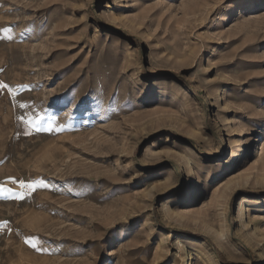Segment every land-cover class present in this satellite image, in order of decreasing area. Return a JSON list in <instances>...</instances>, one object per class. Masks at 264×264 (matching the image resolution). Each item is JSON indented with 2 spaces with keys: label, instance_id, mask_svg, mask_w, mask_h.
Wrapping results in <instances>:
<instances>
[{
  "label": "rangeland",
  "instance_id": "obj_1",
  "mask_svg": "<svg viewBox=\"0 0 264 264\" xmlns=\"http://www.w3.org/2000/svg\"><path fill=\"white\" fill-rule=\"evenodd\" d=\"M0 82V264H264V0H0Z\"/></svg>",
  "mask_w": 264,
  "mask_h": 264
},
{
  "label": "snow or ice",
  "instance_id": "obj_2",
  "mask_svg": "<svg viewBox=\"0 0 264 264\" xmlns=\"http://www.w3.org/2000/svg\"><path fill=\"white\" fill-rule=\"evenodd\" d=\"M8 29H5V31H7ZM0 88H8L7 84H4L3 82H0ZM26 105H21V107H25ZM9 179H12L11 177ZM21 185L23 186V182L21 181ZM28 187L30 188H34L35 185L33 184H29ZM0 191H7L6 188H3L2 186H0ZM33 247H35V244L32 245Z\"/></svg>",
  "mask_w": 264,
  "mask_h": 264
}]
</instances>
